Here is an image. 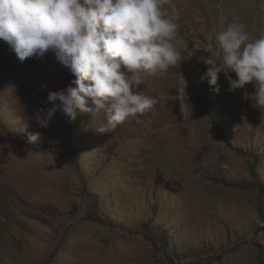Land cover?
Segmentation results:
<instances>
[{
	"label": "rangeland",
	"instance_id": "374dc122",
	"mask_svg": "<svg viewBox=\"0 0 264 264\" xmlns=\"http://www.w3.org/2000/svg\"><path fill=\"white\" fill-rule=\"evenodd\" d=\"M162 9L182 61L142 77L156 105L112 132L96 131L102 113L41 127L48 93L75 77L0 41V264H264V107L251 84L230 92L221 72L217 94L201 79V58L220 62L221 9L264 37V0Z\"/></svg>",
	"mask_w": 264,
	"mask_h": 264
},
{
	"label": "clouds",
	"instance_id": "9594fccd",
	"mask_svg": "<svg viewBox=\"0 0 264 264\" xmlns=\"http://www.w3.org/2000/svg\"><path fill=\"white\" fill-rule=\"evenodd\" d=\"M165 2L0 0V41L18 60L52 52L75 77L66 88L48 93L51 107L38 109L37 123L47 127L57 111L69 121L102 113L106 122L96 131L106 133L148 113L157 100L135 91L136 86L143 76L163 75L182 61L173 44L178 25L165 17ZM219 22L214 40L220 62L211 55L201 58L208 66L202 81L218 94L223 72L230 92L251 84L254 107H264V37L253 38L245 25L227 22L223 9ZM182 82L186 88L183 76ZM38 140L39 133L28 134L29 144Z\"/></svg>",
	"mask_w": 264,
	"mask_h": 264
},
{
	"label": "trees",
	"instance_id": "16d2710c",
	"mask_svg": "<svg viewBox=\"0 0 264 264\" xmlns=\"http://www.w3.org/2000/svg\"><path fill=\"white\" fill-rule=\"evenodd\" d=\"M90 180H93V178H90Z\"/></svg>",
	"mask_w": 264,
	"mask_h": 264
}]
</instances>
